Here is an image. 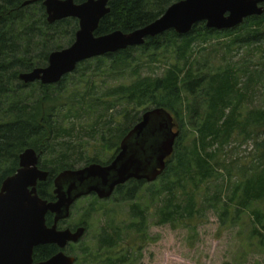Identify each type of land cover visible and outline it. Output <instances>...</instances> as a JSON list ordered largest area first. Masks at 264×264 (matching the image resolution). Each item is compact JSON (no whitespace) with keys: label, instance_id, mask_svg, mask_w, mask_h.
<instances>
[{"label":"trees","instance_id":"trees-1","mask_svg":"<svg viewBox=\"0 0 264 264\" xmlns=\"http://www.w3.org/2000/svg\"><path fill=\"white\" fill-rule=\"evenodd\" d=\"M27 1L33 0H0V185L18 170L19 156L32 149L45 158L39 168L49 173L46 182L37 185V194L54 202V179L74 170V146L64 138H74L87 123V137L103 151H117L143 112L163 109L179 132L164 172L151 184L131 180L117 187L112 198L116 204L129 205L128 219L109 222L96 250H82L76 264H138V255L150 243V218L158 227L195 228L205 210L219 211L224 219L231 207L237 214H250L251 238L264 248V107L245 111L243 106L264 74L257 68L260 65L250 71V66L241 67L232 63L233 56L227 57L245 50L257 51L264 60V14L221 32L207 29L204 23L184 36L169 31L147 39L141 47L86 61L58 84L42 85L24 84L18 76L46 67L49 54L63 49L62 40L73 42L78 23L67 19L49 24L42 2L23 7ZM85 1L74 0L76 4ZM179 1L110 0V12L94 35L129 34L151 24ZM211 44L212 51L197 59ZM216 58H220L219 67L213 61ZM155 63L164 65L162 74L141 73L143 64ZM90 70L93 73L88 76ZM75 75L80 78L78 84ZM118 77L125 81L118 83ZM110 111L122 121L116 122L114 115L107 120ZM235 138L253 147L239 177L232 173L237 159L225 160ZM78 156L87 166L111 160L86 161L81 152ZM52 224L48 214L46 225ZM58 251L53 245L37 247L33 261H45Z\"/></svg>","mask_w":264,"mask_h":264},{"label":"water","instance_id":"water-1","mask_svg":"<svg viewBox=\"0 0 264 264\" xmlns=\"http://www.w3.org/2000/svg\"><path fill=\"white\" fill-rule=\"evenodd\" d=\"M38 1H42L49 24L74 19L78 30L68 48L49 54L46 67L19 74L18 79L24 84H58L86 61L141 47L147 39L169 31L184 36L195 25L204 23L207 29L221 32L264 14V0H182L144 28L129 34L115 31L96 37L100 21L110 12V0H86L82 4L74 0H33L23 7ZM178 136L168 112H144L122 139L110 163L89 164L60 173L53 181L54 202L42 200L37 194V185L46 182L49 175L39 168V154L32 149L24 151L16 173L0 185V264H75L76 259L68 256L65 249L79 243L85 229H58V224L70 217L74 202L91 194L100 200L109 199L118 186L131 180L155 182L164 172ZM48 214L54 216L49 227ZM46 245L57 247L58 253L34 263V249Z\"/></svg>","mask_w":264,"mask_h":264},{"label":"rangeland","instance_id":"rangeland-1","mask_svg":"<svg viewBox=\"0 0 264 264\" xmlns=\"http://www.w3.org/2000/svg\"><path fill=\"white\" fill-rule=\"evenodd\" d=\"M62 41L63 49L68 48L73 43L68 44L67 39ZM213 46L212 44L209 45L204 53H200L197 56V59L200 55L209 54ZM232 56L234 57L233 62L231 61L232 63H238L241 67L244 65L250 66V71L254 70L256 65H260L257 68L261 69L264 74V60H261L262 54L257 53V51L246 52L245 50H240L227 57L230 60ZM219 60L220 58L213 60L215 66H218ZM143 66L141 73L145 76L160 75L164 69L163 64L157 63L151 65L143 64ZM91 69L93 68L91 67ZM90 71L88 76L93 73L92 70ZM133 76L135 74H132ZM117 79L118 83L122 80L125 81L121 77ZM79 81L80 78L75 75L74 82L78 84ZM257 81L259 83L257 85L253 84L250 90L251 94H249L247 101L243 105L245 111L264 107V77L262 79L258 78ZM82 85L78 86V89ZM152 109L154 108L148 110ZM111 115H114L116 122L122 121V117H118L117 114L115 115L111 111L106 114V119L109 120ZM88 121L91 123V120ZM88 126L89 124L87 123L83 124L82 127L87 128L79 129L80 133L75 132L74 138L70 140L64 138L65 142H72L74 146V170L87 166V162L78 160L79 152L83 154L86 161H93L96 157L104 163L110 160L115 152L110 149L103 151L95 140L89 138V135L87 137L84 131L88 132ZM117 128L120 127L117 126ZM189 133L193 132L190 131ZM241 139L237 140L235 138V144L231 146L233 148L226 150L228 157L225 160L230 162L231 159H237L234 170H232L233 175H237L236 177L242 174L241 164L247 163L246 161L253 151L252 144H241ZM187 141L189 143L191 137ZM59 143H62V141ZM107 147H111V145ZM39 161L41 165V162L45 161V158L39 155ZM235 180L233 179L232 181L235 182ZM203 193L204 191L200 194V201L204 196ZM225 193L227 194V192ZM96 199L98 200L94 196H89L79 200L73 205L70 217L58 224V229L60 230H74V227H83L86 230V234L78 244L69 245L65 249L67 254L77 259L81 256V251L84 249H88L91 252L96 250L102 230L109 222H120L128 219V204H116L117 201L114 198L107 201L98 200L95 202ZM222 200L227 202L226 197H223ZM228 210L229 215L224 219H220L219 213L221 212L219 211L205 210L201 220L195 222V228L187 226L173 230L168 225L158 227L153 225V220L155 219L150 218L148 230L150 243L138 255V264H264V248L259 245L257 238H251L252 222L250 214L246 211L237 214L233 212L234 209L232 207ZM222 222L225 223L223 224Z\"/></svg>","mask_w":264,"mask_h":264},{"label":"flooded vegetation","instance_id":"flooded-vegetation-1","mask_svg":"<svg viewBox=\"0 0 264 264\" xmlns=\"http://www.w3.org/2000/svg\"><path fill=\"white\" fill-rule=\"evenodd\" d=\"M28 2V1H27ZM38 2H42V1H38ZM78 23V22H77ZM77 32V31H76ZM117 153H118V150L117 151H115L114 152V154H113V156L111 157V160H110V162L114 159V157L117 155ZM110 162H108V163H110ZM144 182V181H143ZM117 189V188H116ZM115 189V190H116ZM115 192V191H114ZM114 194V193H113ZM89 196H94V197H96V198H98L95 194H91V195H88V196H84V197H81L80 199H78L77 201H75L74 202V205L79 201V200H81V199H85V198H87V197H89ZM112 197H113V195L109 198V199H104V200H101V201H107V200H111L112 199ZM98 200H100V199H98ZM53 219H54V216H52V221H53ZM60 224V223H59ZM79 227H74V232L78 229ZM73 231V230H72ZM86 231V230H85ZM85 234H86V232H85ZM84 234V235H85ZM78 244V243H77ZM74 245H76V244H74ZM58 253V252H57ZM66 253V252H65ZM67 254V253H66ZM68 256H71V255H69V254H67ZM75 258V257H74ZM76 259V258H75Z\"/></svg>","mask_w":264,"mask_h":264}]
</instances>
